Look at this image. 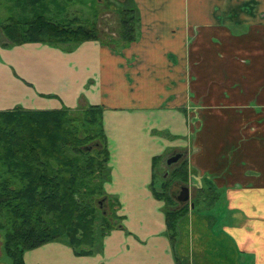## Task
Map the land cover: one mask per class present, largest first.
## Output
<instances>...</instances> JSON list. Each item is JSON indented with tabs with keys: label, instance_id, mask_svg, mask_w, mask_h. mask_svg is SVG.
I'll use <instances>...</instances> for the list:
<instances>
[{
	"label": "crops",
	"instance_id": "0c3cea01",
	"mask_svg": "<svg viewBox=\"0 0 264 264\" xmlns=\"http://www.w3.org/2000/svg\"><path fill=\"white\" fill-rule=\"evenodd\" d=\"M135 2L140 36L128 46L0 41V113L103 107L105 192L125 228L93 256L53 242L26 252L25 264H177L151 188L175 153L197 195H225L223 231L245 256L239 264H264V0H183L211 5L195 13L177 11L178 0ZM236 198L247 199V217Z\"/></svg>",
	"mask_w": 264,
	"mask_h": 264
},
{
	"label": "trees",
	"instance_id": "16d2710c",
	"mask_svg": "<svg viewBox=\"0 0 264 264\" xmlns=\"http://www.w3.org/2000/svg\"><path fill=\"white\" fill-rule=\"evenodd\" d=\"M53 1L59 9L57 0ZM49 6L42 0H26L23 8L29 9L30 15L24 12L22 18L0 23L7 45L43 44L69 52L84 42H102L97 21L92 25H84L78 18L65 24L55 22L48 14ZM118 16L121 29L117 46H128L140 36L141 18L135 0H124ZM103 112V107L92 106L75 111H26L18 107L0 113V231L4 232L3 251L10 264H25L26 252L53 242L66 243L77 256H93L100 253L104 237L114 228L125 229L114 222L119 202L105 192L106 183L111 181V155ZM170 175L158 191L156 173L151 188L155 198L165 203L167 236L178 256L181 221L193 214L194 205L174 208L170 186L189 183L188 163L176 166ZM205 192L214 201L220 196L217 191ZM102 194L103 199H98ZM105 201L111 217L101 215ZM99 215L100 227L96 226ZM219 238L228 248L219 253L217 263L238 264L240 256H234L232 240L223 230L217 233V242ZM201 241L199 254L205 249ZM176 258L177 264H185Z\"/></svg>",
	"mask_w": 264,
	"mask_h": 264
},
{
	"label": "rangeland",
	"instance_id": "374dc122",
	"mask_svg": "<svg viewBox=\"0 0 264 264\" xmlns=\"http://www.w3.org/2000/svg\"><path fill=\"white\" fill-rule=\"evenodd\" d=\"M83 3H69L67 0H57L56 4L60 6L59 9H56L54 6L53 0H42L43 5H50L48 14L54 19L55 22L65 24L78 18L80 22L84 25H92L94 21L98 23V30L100 34V39L102 42H109L113 46H117L118 34L120 32V17L118 16V7L124 0H83ZM179 5L177 11H191L193 13L202 11L208 12L211 8L210 4H184L183 0H178ZM26 0H0V23L8 22L11 17L22 18L27 12L30 15V10H24L23 5ZM18 7H16V6ZM7 41L6 38H3L0 29V41ZM5 39V40H4ZM73 111V110H72ZM246 132V131H244ZM91 150V149H90ZM159 170L157 171V183L159 185L156 189L159 191L160 185L163 184V180H170L171 176L168 174L164 178V173L166 171L165 163L161 166L159 165ZM175 184L170 186V190H173ZM182 186V185H181ZM183 186L188 187L191 190V202L186 204L190 207L193 203L194 209L189 213V218H183L181 221L180 227V238L177 240V255L179 258L184 260L185 264H205L204 260L208 264H231V261L217 263L220 256L219 253L227 251V246L223 240H218L217 242V233L219 230H224L223 226L226 224V219L223 221V216L226 209V197L225 195L219 194L217 200H213V197L208 194L199 193L195 189V185L191 183L183 184ZM245 193V192H244ZM244 193L242 197L244 196ZM252 192V194H254ZM103 194L99 196L98 199H103ZM247 198V197H246ZM109 201V200H108ZM108 201L104 202V209L101 210V215L107 213L108 217L110 215V207L108 206ZM237 209L241 210L242 213L247 217L248 216V201H240L239 198L233 202ZM183 205L175 204L174 208H180ZM99 208H101L99 206ZM207 209V210H206ZM118 208L115 209V217H117V222L121 223V219L118 218L117 212ZM204 212H201L203 211ZM210 216L211 218L205 219L203 216ZM0 221L2 218L0 217ZM212 224H210V222ZM102 224V218L99 215L96 226L100 227ZM119 230V228H114ZM200 239H202L203 246L205 249L202 251V255L199 254ZM217 243L220 244L217 246ZM229 243V242H228ZM230 244V243H229ZM232 246V244H230ZM4 232L0 231V264H10V261L5 257L4 251ZM187 248V249H185ZM235 252H237L235 250ZM242 256V257H241ZM240 261L244 260L245 256L241 254ZM227 257V256H224ZM239 264V262H238Z\"/></svg>",
	"mask_w": 264,
	"mask_h": 264
},
{
	"label": "flooded vegetation",
	"instance_id": "af4514ba",
	"mask_svg": "<svg viewBox=\"0 0 264 264\" xmlns=\"http://www.w3.org/2000/svg\"><path fill=\"white\" fill-rule=\"evenodd\" d=\"M175 155H181V158H180V160L178 161V163H176V164H169L168 163V161H169V159L170 158H172V157H174ZM175 155H173V156H171L169 159H167L166 160V162H165V166H166V171H165V173H164V178H166L167 176H168V174H171L172 173V171H173V169L176 167V166H178V165H182L183 164V162H184V155L182 154V153H180V154H177V153H175ZM186 186H181V184H176L174 187H173V190L171 191V193L173 194V196H174V199H175V201H176V203L177 204H179V205H186V204H188V203H190L191 202V196H190V199L187 201V202H185L184 201V199H185V197H186ZM190 191V194H191V190H189Z\"/></svg>",
	"mask_w": 264,
	"mask_h": 264
},
{
	"label": "water",
	"instance_id": "95a60500",
	"mask_svg": "<svg viewBox=\"0 0 264 264\" xmlns=\"http://www.w3.org/2000/svg\"><path fill=\"white\" fill-rule=\"evenodd\" d=\"M181 158V155H175L174 157L170 158L168 163L171 165V164H176L178 163V161L180 160ZM186 189V197L184 199L185 202H187L189 199H190V189L188 187L185 188Z\"/></svg>",
	"mask_w": 264,
	"mask_h": 264
}]
</instances>
